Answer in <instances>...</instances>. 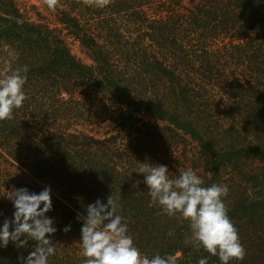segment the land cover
Here are the masks:
<instances>
[{
	"label": "trees",
	"instance_id": "trees-1",
	"mask_svg": "<svg viewBox=\"0 0 264 264\" xmlns=\"http://www.w3.org/2000/svg\"><path fill=\"white\" fill-rule=\"evenodd\" d=\"M57 2L54 19H34L25 0H0V71L28 69L26 100L0 120V225L15 210L8 191L50 187L49 264H82L77 215L113 192L141 254L220 264L185 243L189 222L163 214L139 173L191 168L228 186L245 249L230 264H264V0ZM35 244L0 247V264Z\"/></svg>",
	"mask_w": 264,
	"mask_h": 264
},
{
	"label": "clouds",
	"instance_id": "clouds-1",
	"mask_svg": "<svg viewBox=\"0 0 264 264\" xmlns=\"http://www.w3.org/2000/svg\"><path fill=\"white\" fill-rule=\"evenodd\" d=\"M46 4L54 9L56 0H46ZM27 71V66L21 71L19 68L10 70L8 65L0 71V120L10 119L13 111L26 100ZM169 172L163 164L141 163L139 169V173L144 174L152 203L158 205L163 214H179L189 222L185 243L198 245L218 256L220 264L242 259L245 249L224 203L228 186L216 183L204 186L202 178L191 168L180 170L175 178L170 177ZM8 192L15 210L13 218L5 219L0 225V247L12 242L18 248H25L29 240L35 241L34 250L18 258L20 264H49L57 246L49 239L57 231L54 220L47 215L53 207L51 188L45 187L39 193L27 188ZM120 200L121 195L112 192L106 203L97 199L87 205L86 214L78 213L77 219L82 221V264H180V251L163 256L157 253L152 257L141 254L129 234L125 217L118 214ZM69 230L70 226L64 229ZM168 235L174 233L169 231ZM198 264H208V258L199 259Z\"/></svg>",
	"mask_w": 264,
	"mask_h": 264
},
{
	"label": "rangeland",
	"instance_id": "rangeland-1",
	"mask_svg": "<svg viewBox=\"0 0 264 264\" xmlns=\"http://www.w3.org/2000/svg\"><path fill=\"white\" fill-rule=\"evenodd\" d=\"M27 2V11H29L30 15L34 18L37 19L38 18V13H42L44 15H46L48 18L50 19H54L55 16V10L53 9H49L46 6V0H25ZM56 4H59V2H57L56 0ZM32 6L34 8H32ZM60 9H61V5L59 4ZM52 15V16H51ZM75 53L78 54L79 56L83 57V55L80 53V48L79 45L76 44L74 47Z\"/></svg>",
	"mask_w": 264,
	"mask_h": 264
}]
</instances>
